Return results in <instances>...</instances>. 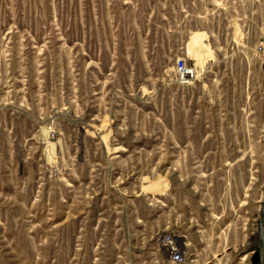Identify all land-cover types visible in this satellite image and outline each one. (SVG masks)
<instances>
[{
    "label": "rangeland",
    "instance_id": "374dc122",
    "mask_svg": "<svg viewBox=\"0 0 264 264\" xmlns=\"http://www.w3.org/2000/svg\"><path fill=\"white\" fill-rule=\"evenodd\" d=\"M263 197L264 0H0V264H262Z\"/></svg>",
    "mask_w": 264,
    "mask_h": 264
},
{
    "label": "built area",
    "instance_id": "2783aa9c",
    "mask_svg": "<svg viewBox=\"0 0 264 264\" xmlns=\"http://www.w3.org/2000/svg\"><path fill=\"white\" fill-rule=\"evenodd\" d=\"M175 69L178 74V78L181 82H187L194 75L192 68L187 66L183 58H179L175 62ZM163 245L165 250L169 253V257L174 264H183L185 263V255L178 248L177 244L174 242L171 236L163 237Z\"/></svg>",
    "mask_w": 264,
    "mask_h": 264
},
{
    "label": "bare ground",
    "instance_id": "6f19581e",
    "mask_svg": "<svg viewBox=\"0 0 264 264\" xmlns=\"http://www.w3.org/2000/svg\"><path fill=\"white\" fill-rule=\"evenodd\" d=\"M247 181V180H246ZM244 183V182H243ZM242 186V185H241ZM240 186V187H241ZM242 188V187H241ZM247 191V190H246ZM264 198V197H263ZM264 211V210H263ZM262 264H264V248H262Z\"/></svg>",
    "mask_w": 264,
    "mask_h": 264
}]
</instances>
